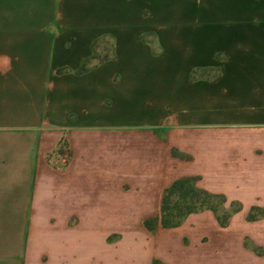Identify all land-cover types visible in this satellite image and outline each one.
I'll list each match as a JSON object with an SVG mask.
<instances>
[{"label":"crops","instance_id":"0c3cea01","mask_svg":"<svg viewBox=\"0 0 264 264\" xmlns=\"http://www.w3.org/2000/svg\"><path fill=\"white\" fill-rule=\"evenodd\" d=\"M185 178L240 210L163 227ZM253 208L264 0H0V264H264Z\"/></svg>","mask_w":264,"mask_h":264},{"label":"trees","instance_id":"16d2710c","mask_svg":"<svg viewBox=\"0 0 264 264\" xmlns=\"http://www.w3.org/2000/svg\"><path fill=\"white\" fill-rule=\"evenodd\" d=\"M93 56L85 61L79 72H86L94 62H101ZM194 178H185L176 181L168 189H166L161 205L160 223L163 227H177L190 214L204 210H211L218 215V220L222 226L229 223L232 212L240 210L239 205H234L232 212L225 210L226 198L222 195L211 194L205 190L197 188ZM264 216V209L253 208L248 216L250 221L256 220L258 217ZM148 228L153 225L146 223Z\"/></svg>","mask_w":264,"mask_h":264},{"label":"built area","instance_id":"2783aa9c","mask_svg":"<svg viewBox=\"0 0 264 264\" xmlns=\"http://www.w3.org/2000/svg\"><path fill=\"white\" fill-rule=\"evenodd\" d=\"M68 152H69V149L67 147H65V154H66V156L63 157V164H66L67 163Z\"/></svg>","mask_w":264,"mask_h":264},{"label":"rangeland","instance_id":"374dc122","mask_svg":"<svg viewBox=\"0 0 264 264\" xmlns=\"http://www.w3.org/2000/svg\"><path fill=\"white\" fill-rule=\"evenodd\" d=\"M106 46L104 47L105 49H108L109 44H105ZM98 58H102L104 56V53L102 51H99L96 53Z\"/></svg>","mask_w":264,"mask_h":264}]
</instances>
